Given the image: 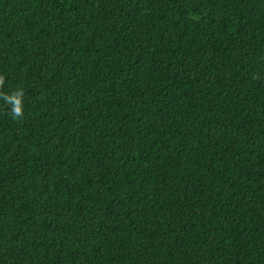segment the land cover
Masks as SVG:
<instances>
[{
	"label": "trees",
	"instance_id": "trees-1",
	"mask_svg": "<svg viewBox=\"0 0 264 264\" xmlns=\"http://www.w3.org/2000/svg\"><path fill=\"white\" fill-rule=\"evenodd\" d=\"M0 75V264H264V0H0Z\"/></svg>",
	"mask_w": 264,
	"mask_h": 264
},
{
	"label": "clouds",
	"instance_id": "clouds-1",
	"mask_svg": "<svg viewBox=\"0 0 264 264\" xmlns=\"http://www.w3.org/2000/svg\"><path fill=\"white\" fill-rule=\"evenodd\" d=\"M256 75L253 79H258ZM5 84V77L0 75V100L7 106L8 114L13 120H19L24 116V99L25 90L22 86H18L11 92L6 93L3 91V86Z\"/></svg>",
	"mask_w": 264,
	"mask_h": 264
}]
</instances>
